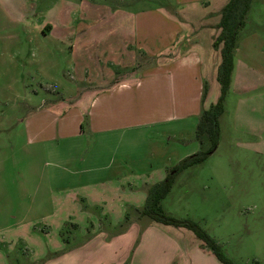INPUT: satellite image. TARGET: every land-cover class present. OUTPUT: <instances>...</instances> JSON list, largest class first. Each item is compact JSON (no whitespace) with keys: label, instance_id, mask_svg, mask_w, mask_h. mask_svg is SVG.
Masks as SVG:
<instances>
[{"label":"rangeland","instance_id":"374dc122","mask_svg":"<svg viewBox=\"0 0 264 264\" xmlns=\"http://www.w3.org/2000/svg\"><path fill=\"white\" fill-rule=\"evenodd\" d=\"M109 1L117 3L121 12L110 15ZM181 1L184 0H58L56 11L62 15L61 30L56 31L59 40L70 42L67 26L71 24L68 14L72 10L77 11L72 26L81 27L80 24H90L89 21L97 24L90 31L80 32L86 39L83 44L77 38L79 47L72 57L67 45H57L58 38L49 44L35 41L10 18L19 15V9L27 4L31 12L40 9L42 0H0V238L5 235V241L12 245L9 264H219L210 253L198 249V245L190 246L191 242L198 244L191 232L153 224L146 218L139 219L135 209L120 207L117 198L119 193L122 198L127 197L124 193L127 186L119 187L123 193L118 192L116 186L119 184L115 180L120 176L104 173L103 169L94 170L92 167H99L102 161L99 160L98 165L91 163L84 157L85 148L81 154L84 158V164L80 166L82 173L72 179L62 169L64 162L53 149L54 143L47 145V151L42 144L27 145L30 133L48 139L55 135V118L37 110L42 99L67 100L76 94L74 86L110 81L112 74L124 72L122 61L128 62L129 55L121 56L120 49L124 45L125 32L130 35L133 13L156 10L173 21L172 16L177 18L176 8ZM47 3L44 0L43 6ZM198 3V0H191L190 8L196 10ZM32 17L40 20L39 15ZM197 17L185 23L194 25ZM123 24L128 28L124 29ZM36 49L42 50V57ZM236 50L231 81L217 117V146L202 164L174 177L160 206L178 220L197 223L234 264H264V0H252L245 25L238 35ZM212 59L211 64L203 51L202 68L206 76L203 111H210L221 94L217 80L220 57L215 53ZM152 62H144L140 68ZM74 80L79 82L78 85ZM33 105L36 108L31 111ZM30 123H33L32 128L28 127ZM196 125L197 122L194 131ZM186 139V142L174 141L183 146H179L182 157L207 150L210 145L206 136L200 140H196V135ZM148 145L151 146L146 147ZM153 145L152 142L144 143L128 152L129 157L139 160L138 168L145 167L144 157L149 155ZM155 159L160 164V158ZM130 169L133 167L128 165L125 171ZM121 178L134 179L137 184L162 179V175ZM94 182L98 189L92 191L91 199L98 201L101 197L103 205L91 208V213L96 215L94 210L106 212L108 217L90 223L84 218L82 209L78 212L77 205L68 206L61 190L70 184ZM138 196L136 193L134 200L129 201L141 202ZM59 201L60 205L56 204ZM125 214L127 220L115 224ZM135 220L138 228L149 222L157 226L153 227L155 234H146L138 252H134L133 245L139 237L135 227L131 230L132 235L117 239L108 247L101 246L97 240L84 251L61 256L64 249L85 243L95 228L116 237ZM70 221L78 225L70 224ZM8 225H13L10 231L5 229ZM164 238L175 241L174 246ZM6 244L0 243L1 253L6 252ZM57 257V261L50 262Z\"/></svg>","mask_w":264,"mask_h":264},{"label":"crops","instance_id":"0c3cea01","mask_svg":"<svg viewBox=\"0 0 264 264\" xmlns=\"http://www.w3.org/2000/svg\"><path fill=\"white\" fill-rule=\"evenodd\" d=\"M43 1L40 4V9L31 12V8L27 4L19 9V15L10 16V18L23 31H28L35 41H44L49 44L53 41L52 39L58 38L57 45H67L68 53L73 57L76 48L79 47L77 38L83 44L86 39L85 34L82 38L80 32L90 31L97 24L89 21L90 24H80L81 27L72 26L75 23L73 16L77 12L72 10L68 14L71 24L67 26V35L71 33L70 42L64 40L67 41L64 43L63 40H59L60 36L56 33L57 30H61L62 17L56 11L58 0H47L46 6H43ZM190 1L184 0L177 4L175 14L178 16L176 18L171 15L173 21L165 17L167 14L163 15L156 10H141L133 13L130 35H127V31L125 32L124 45L120 49L121 56L125 53L129 55L128 62L122 61L124 72L116 73L114 76L112 74L110 81L77 88L74 86L76 94L67 100L63 98L42 99L39 104L40 109L37 108L38 111H43L41 112L43 115L55 118L53 124L55 135L48 139L39 136L40 134L30 133L31 137L27 145L42 144L45 145L47 151V145L54 143L53 149H56L57 156L61 158V162H64L62 169L67 171L72 179L82 173L80 166H83L84 158L81 154L85 148L87 153L84 157L90 159L91 163L98 165L99 160L103 162L99 167H92L94 170L103 169L104 173H114V175L120 176L115 180L116 184H119L116 186L118 192L123 193L120 189L127 186L124 190L127 197L122 198L120 193L119 196L117 195L120 207L126 206L128 209H135V211L142 208L148 188L163 180V176L165 177L171 168L184 159L185 156H179L183 152L180 147L183 146L174 141L186 142V138L195 137V123L198 122V118L205 108L202 93L206 76L202 68V54L203 51H206L207 56L211 59V64L214 60L212 55L215 53L218 55V51L213 49L212 44L218 34L217 24L220 10L228 0H198L197 6H199L196 10L190 8ZM109 5L107 10L110 15L115 16L121 12L117 3L110 2ZM32 14L39 15L40 20H33ZM194 16H199L194 25L185 23ZM28 20L30 21L27 23ZM118 26L120 28L123 26L124 29L128 28L127 24ZM115 29L118 31L119 28L115 27ZM107 48L109 51L110 45ZM36 51L42 57V50L36 49ZM38 60L36 58V61ZM148 61L153 62L147 65L143 64L145 67L141 69L142 63ZM74 82L76 85L79 83L76 80ZM33 93L36 94L34 91ZM30 108L32 111L36 106L33 105ZM28 127L32 128L33 123H30ZM149 142H152L156 147L153 145L149 155L144 157L145 167L143 165L142 168L140 166L138 168L136 163L139 160L129 157L128 152H133L139 145ZM149 146L151 145L146 147ZM155 158H160V164L155 162ZM131 160L133 161L130 162ZM128 165L133 169L127 172L125 169L128 168ZM126 175H148L149 177L162 175V179H149V181H140L136 184L134 179L121 178ZM97 189L94 182L70 184L61 191L65 194L68 206L77 205L78 212L83 211L84 218L88 219L90 223H94L97 219L99 222L101 217H104V220L108 217L106 212L97 211V213L94 210L96 215L91 213L93 212L91 208L103 205L101 197L98 201L91 199L92 191ZM136 193L141 202L134 204L129 200H134ZM70 196L73 198L69 199ZM1 199L2 195H0ZM125 199L127 201H124ZM79 203H81L80 207ZM56 204L60 205V201ZM126 215L123 219L115 221V224L126 221ZM9 218L11 217L9 216ZM109 221L113 223L110 219ZM69 223L74 222L70 221ZM153 224L149 222L139 229L137 220L130 221L121 236L116 237L107 236V231L95 228L85 243L64 249L61 256L66 253L73 254L84 251L97 240L101 246L108 247L115 240L132 235L131 230L135 227L138 228L137 236L139 237L133 245L135 246L134 252H138L143 247L146 234L156 233L153 227L157 226ZM74 225L78 224L74 223ZM12 227L13 225H8L5 229L10 231ZM5 239V235L4 238H0V243L8 244L4 247L6 249V252H2L4 254L0 251V261L2 262L0 264H9V255L12 250L10 241H5ZM164 239L165 242L174 246L175 241ZM197 245L198 249L203 250L202 252H207L199 247V242L198 244L197 242L190 243V246ZM57 259L59 258L50 262L57 261Z\"/></svg>","mask_w":264,"mask_h":264},{"label":"trees","instance_id":"16d2710c","mask_svg":"<svg viewBox=\"0 0 264 264\" xmlns=\"http://www.w3.org/2000/svg\"><path fill=\"white\" fill-rule=\"evenodd\" d=\"M251 3L252 0H228L219 13L218 34L213 41L212 47L215 51H218L220 57V73L217 75V80L220 83L221 94L210 111L201 112L195 133L197 140H200L202 136L208 138L210 142L209 148L204 151L199 150L179 161L171 168L163 180L148 188L142 208L136 210L139 219L146 218L158 225L191 232L200 243L201 248L210 253L220 264L234 263L223 255L220 246L197 223L188 219L178 220L170 216L162 210L160 202L169 192L176 175L193 166L202 164L217 146L219 138L217 117L222 111V102L231 81L238 35L245 25L246 15ZM205 91L204 85L202 99L205 97Z\"/></svg>","mask_w":264,"mask_h":264}]
</instances>
